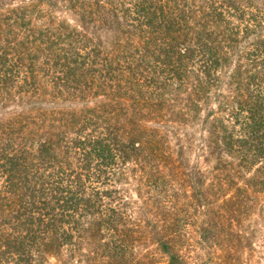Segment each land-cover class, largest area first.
Here are the masks:
<instances>
[{
    "label": "trees",
    "instance_id": "16d2710c",
    "mask_svg": "<svg viewBox=\"0 0 264 264\" xmlns=\"http://www.w3.org/2000/svg\"><path fill=\"white\" fill-rule=\"evenodd\" d=\"M250 231L264 0H0V264H240Z\"/></svg>",
    "mask_w": 264,
    "mask_h": 264
},
{
    "label": "rangeland",
    "instance_id": "374dc122",
    "mask_svg": "<svg viewBox=\"0 0 264 264\" xmlns=\"http://www.w3.org/2000/svg\"><path fill=\"white\" fill-rule=\"evenodd\" d=\"M251 225L258 228L257 222L253 221ZM251 232L247 236L252 245L246 247L244 253L239 251L236 255L241 256V262L243 263L240 264H264V236L262 233L251 234Z\"/></svg>",
    "mask_w": 264,
    "mask_h": 264
}]
</instances>
